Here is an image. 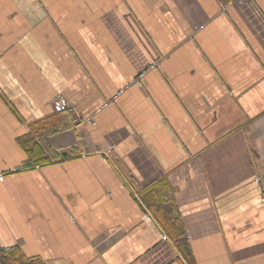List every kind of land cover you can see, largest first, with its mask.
<instances>
[{
    "label": "crops",
    "instance_id": "crops-1",
    "mask_svg": "<svg viewBox=\"0 0 264 264\" xmlns=\"http://www.w3.org/2000/svg\"><path fill=\"white\" fill-rule=\"evenodd\" d=\"M0 174V251L264 264V0H0Z\"/></svg>",
    "mask_w": 264,
    "mask_h": 264
},
{
    "label": "trees",
    "instance_id": "trees-1",
    "mask_svg": "<svg viewBox=\"0 0 264 264\" xmlns=\"http://www.w3.org/2000/svg\"><path fill=\"white\" fill-rule=\"evenodd\" d=\"M223 2H229L230 0H221ZM65 110L57 111L56 114L48 119H43L35 124L30 125V132L27 134L24 144L28 150L33 146L38 145L34 141V137L45 140L48 134L66 129L70 126L69 119L66 117ZM45 159V158H42ZM149 207L154 217L160 223L166 234L175 240V244L183 253L186 261L191 262V258L186 252V244L183 240L184 232L182 229V223L174 213V208L169 202L159 201L155 198L149 197L147 199ZM0 259L3 264H42L36 258H29L25 256L19 249L10 248L0 251Z\"/></svg>",
    "mask_w": 264,
    "mask_h": 264
},
{
    "label": "built area",
    "instance_id": "built-area-1",
    "mask_svg": "<svg viewBox=\"0 0 264 264\" xmlns=\"http://www.w3.org/2000/svg\"><path fill=\"white\" fill-rule=\"evenodd\" d=\"M52 105L54 106L56 111H62L65 109V100L63 99V97L61 95L56 96L55 98L52 99L51 101ZM68 108V107H67ZM68 111H70L74 118L72 119L73 122H78L79 121V116H78V112L76 111L75 108H68ZM2 175V174H0Z\"/></svg>",
    "mask_w": 264,
    "mask_h": 264
}]
</instances>
